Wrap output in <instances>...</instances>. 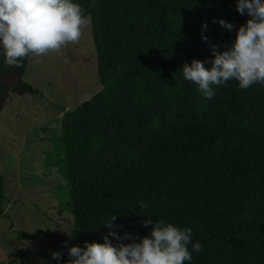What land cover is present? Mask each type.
I'll use <instances>...</instances> for the list:
<instances>
[{"label":"trees","instance_id":"1","mask_svg":"<svg viewBox=\"0 0 264 264\" xmlns=\"http://www.w3.org/2000/svg\"><path fill=\"white\" fill-rule=\"evenodd\" d=\"M75 2L91 19L101 89L72 109L58 105L59 134L42 163L65 181L56 197L73 226L60 259L39 264H65L71 246L103 243L110 231L115 246L131 242L126 233L138 242L150 235L147 219L193 230L204 248L186 264H264V85L233 79L213 85L209 100L181 70L193 59L210 69L212 46L231 47L247 12L237 0ZM27 60L13 67L0 54V73L22 77ZM3 199L0 176L7 217Z\"/></svg>","mask_w":264,"mask_h":264},{"label":"rangeland","instance_id":"2","mask_svg":"<svg viewBox=\"0 0 264 264\" xmlns=\"http://www.w3.org/2000/svg\"><path fill=\"white\" fill-rule=\"evenodd\" d=\"M22 81L36 91L25 90ZM100 89L91 24L79 43L60 53L29 56L21 79L5 88L0 97V176L7 217L0 213V264H39L64 248L73 216L60 206L56 191L65 181L42 160L50 138L59 134L58 105L72 109ZM36 229L48 236L31 239L17 233Z\"/></svg>","mask_w":264,"mask_h":264},{"label":"clouds","instance_id":"3","mask_svg":"<svg viewBox=\"0 0 264 264\" xmlns=\"http://www.w3.org/2000/svg\"><path fill=\"white\" fill-rule=\"evenodd\" d=\"M237 11L241 15L247 12L249 18L237 29L231 47L220 51L212 46L211 68L193 59L181 69L184 79L197 85L209 100L214 95L213 85L233 79L240 89L264 85V0H237ZM219 23L228 30L234 27L223 19ZM90 24V16L75 0H0V54L7 64L20 67L29 56L60 53L69 44L79 43ZM113 219L104 224L112 228ZM144 224L153 227L150 235L138 242L126 233L123 239L131 242L115 246L109 235L117 240L121 237L110 231L103 243L85 241L83 248L71 246V259L65 264H186L192 260V252L203 251L204 245L193 242L190 227L181 228L162 219H147ZM60 256L59 252L52 253L53 259Z\"/></svg>","mask_w":264,"mask_h":264},{"label":"water","instance_id":"4","mask_svg":"<svg viewBox=\"0 0 264 264\" xmlns=\"http://www.w3.org/2000/svg\"><path fill=\"white\" fill-rule=\"evenodd\" d=\"M2 79H5L7 83H10V82L12 83V82H18L21 79V76H19L17 72L12 71V73L8 75H2L0 73V81Z\"/></svg>","mask_w":264,"mask_h":264},{"label":"flooded vegetation","instance_id":"5","mask_svg":"<svg viewBox=\"0 0 264 264\" xmlns=\"http://www.w3.org/2000/svg\"><path fill=\"white\" fill-rule=\"evenodd\" d=\"M0 66H1V63H0ZM11 73H9V74H11ZM2 75H8V74H2ZM1 81H3L4 83H6L7 86L11 83V82L10 83H7L5 79H2ZM3 93H4V91L0 94V97L2 96Z\"/></svg>","mask_w":264,"mask_h":264}]
</instances>
